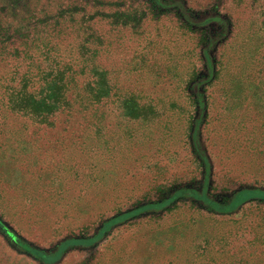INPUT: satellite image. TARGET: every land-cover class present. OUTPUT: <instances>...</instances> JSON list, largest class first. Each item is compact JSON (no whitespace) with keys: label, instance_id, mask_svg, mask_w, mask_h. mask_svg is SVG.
I'll return each mask as SVG.
<instances>
[{"label":"rangeland","instance_id":"obj_1","mask_svg":"<svg viewBox=\"0 0 264 264\" xmlns=\"http://www.w3.org/2000/svg\"><path fill=\"white\" fill-rule=\"evenodd\" d=\"M186 1L202 14L221 11L237 21L236 40L217 48V59L233 61L229 75L207 86L200 79L207 72L200 33L189 36L174 13L150 15L145 38L131 28L116 30L109 33L114 44L96 58L109 71L115 96L57 113L50 124L18 107L34 60L22 61L9 54L14 46L0 45V225L6 230H0V264H264V198L227 214L207 203L264 192V0ZM12 4L21 8L12 21L24 27L10 30L15 40L45 37L54 21L27 26L25 0ZM213 31L217 24L207 30ZM242 42L260 47V66L243 53ZM130 92L148 102L142 117L123 107ZM163 200L170 203L48 262L65 242L94 239L111 220Z\"/></svg>","mask_w":264,"mask_h":264},{"label":"trees","instance_id":"obj_2","mask_svg":"<svg viewBox=\"0 0 264 264\" xmlns=\"http://www.w3.org/2000/svg\"><path fill=\"white\" fill-rule=\"evenodd\" d=\"M79 1H81L82 6L75 4L76 1L70 4L62 0H25L28 8L27 11L22 12L26 14L23 20L25 25L32 24L36 29L41 24L49 25L50 20L54 22L48 26L45 37L34 35V38L31 39L28 33L21 39L22 41H19V39L15 40L16 37L11 34L10 30L15 32L23 30V26L12 21L14 15L21 14L19 12L21 8L19 5L13 6L12 3H15V0H0V24L3 25L0 29V45L7 44L9 46L10 44L12 45L10 47L14 46L9 53L7 50L9 47L6 45V53L21 58L22 61L34 60L30 65L33 67L34 73L29 71L28 66V70L22 78L23 95L20 98L18 107L24 115H30L35 120L50 124V119L57 113L64 111L70 113L75 106H78L79 110L98 106L104 104L112 95L115 96L110 85L109 71L102 69L96 58L102 52V49L111 47L114 44L109 38V33L116 30L131 28L134 35L145 38L147 19L150 15L160 18L174 13L181 20L182 28L189 31V36L194 35L196 31L200 33L199 38L196 39H199V43L203 44L200 54L201 58L205 60L207 68L206 73L200 74V79L205 78L206 81L208 80L207 86H210L221 76L226 77L232 70L233 61L231 64V61H227V59L225 61H222L221 58L217 59V48L229 39L237 38L233 35L235 33L233 22L236 23L237 21H234L233 17L225 16L221 11H217L215 16L202 14L196 8L190 6L186 0ZM77 15H81L79 21L76 20ZM74 23H77V25ZM104 23L110 26L105 33L100 29V26ZM9 24L13 25L12 29L7 28ZM214 24H217V31L208 33L207 30L213 28ZM26 28L29 29V27ZM71 37H73V42L65 44ZM81 37L83 40L80 42ZM10 40L12 41L10 42ZM31 40L34 41V44ZM242 44L243 53L248 52L251 54L253 56L251 58L257 59L260 66L262 64L261 59H258L261 57L260 47H251L249 42H242ZM214 50L215 53L211 54L210 52ZM155 52L156 50L152 49L149 55L152 56ZM192 52L193 50L189 49L186 54ZM148 59L151 58L148 57ZM49 62L51 64H48ZM223 69L228 71L226 75L222 73ZM87 72L89 79L87 78V80L81 82L80 77ZM242 77L245 78V75L242 74ZM241 78L236 77L235 79L241 81ZM187 83L191 84V80H188ZM30 89L33 92L29 91ZM121 100L124 109L128 111L130 116L134 117H142L141 111L148 105V102L146 104L142 103L143 98L135 92L126 93ZM154 101L151 98L149 103ZM135 110L137 111L135 112ZM196 129H194L193 137L196 136ZM179 193H184V191ZM257 197L264 198V192L245 190L239 192L231 203H221L213 200H208L207 203L212 210L220 214H227L234 211L246 200ZM169 203L170 200H163V202L145 206L117 217L108 222L94 239L82 240V242L67 241L53 258H48V262H51V260L56 261L69 246L75 243L83 245L94 243L113 225L149 208L162 209ZM0 230L6 232L1 225ZM36 254L38 255V253ZM41 256L39 257L41 258Z\"/></svg>","mask_w":264,"mask_h":264}]
</instances>
